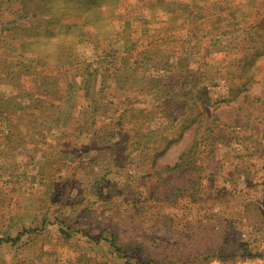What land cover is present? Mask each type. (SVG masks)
I'll return each instance as SVG.
<instances>
[{
	"label": "rangeland",
	"instance_id": "374dc122",
	"mask_svg": "<svg viewBox=\"0 0 264 264\" xmlns=\"http://www.w3.org/2000/svg\"><path fill=\"white\" fill-rule=\"evenodd\" d=\"M235 2L240 10L244 7L247 19L213 43L211 51L217 55L200 77L193 99L170 117L160 108L175 89L171 59L143 48L145 74H132L128 22L102 18L89 7L71 20L92 24L98 37L65 34L74 41L73 54L65 55L58 67L91 75L86 86L77 77L73 91L84 89L78 95H86L95 113L101 112L107 87L120 88L116 105L103 111L113 125L102 123L99 133L105 137L88 152L73 139L65 142L71 154H58L61 145L49 136L44 149L57 152L42 171L31 168L29 154L12 152L20 145L7 147L0 136V238L24 234L16 245H1L0 264H264V0ZM227 9L225 4L223 12ZM109 35L118 36L105 41ZM9 38L0 42L9 43ZM33 61V56L24 60L27 65ZM17 63L22 67L21 60ZM30 71L28 89L42 99H47L46 90L56 92L51 79ZM38 78L43 80L33 82ZM187 84L186 92L195 87ZM137 85L144 87L142 92L122 103ZM70 107L66 102L67 127ZM129 108L132 141L116 148L120 135L115 123L122 122L119 116ZM12 112L3 114L10 119L21 115ZM91 112L85 115L86 128L95 120ZM47 117L52 114L39 119ZM20 119L28 125L26 118ZM37 139H30L31 145ZM191 149L184 165L170 170ZM74 154L81 157L75 159L81 168L61 169V162ZM111 240L124 251L122 256Z\"/></svg>",
	"mask_w": 264,
	"mask_h": 264
},
{
	"label": "trees",
	"instance_id": "16d2710c",
	"mask_svg": "<svg viewBox=\"0 0 264 264\" xmlns=\"http://www.w3.org/2000/svg\"><path fill=\"white\" fill-rule=\"evenodd\" d=\"M256 1L252 0L253 5ZM225 4L230 6V9L223 12ZM248 4L250 6V3ZM88 7L94 8V11L102 18L110 15L109 17H112L113 21L120 20L123 23H129L128 42L132 57L135 58L130 66L132 74H139V76L145 74L140 66L144 63L143 54L147 53L144 52L143 48L151 47L154 49L153 56L158 54L161 59H171L169 61L170 67L172 66L173 69H175L173 66L176 67L173 71L176 79L172 80L175 89L171 88L169 90L166 95L169 98L162 102L160 108L163 115L167 117H170L171 112L176 108L180 106L187 107L188 101L193 99L195 88L199 86L200 77L207 73V69L211 67L212 57L216 54L211 51L213 43L217 45L224 37L225 32L230 31L234 26H240L238 21L246 20L248 17L243 12L245 11L244 7H241L240 10L239 4L235 0H0V39L4 41V38L8 35L10 37V42L6 43V46L2 44L3 42H0V55L5 50H9L12 52V56L14 54L19 58L33 56L34 64L25 68L24 71L34 68L39 74L47 75L54 84L51 87L55 88L56 92L54 93L53 89L46 90L47 99L45 96L44 99L37 97L34 90H29L27 92L30 99V102H28L29 107H24L23 110H26L29 116H32L39 124H46L52 120L53 126L52 124L51 126L44 125V128H48L49 135L44 134L46 138L47 136L56 135L55 145H61L58 154L62 150L65 154L67 153L66 155L71 154L70 149L65 146V142L73 139H76L79 148L80 146L85 148L86 152L95 149V144L100 141L99 139L105 137L103 132L102 134L99 133L102 123L105 126L113 125L111 118L105 117L107 114L103 111L109 105H116L115 94L120 88H113L109 85L106 90L107 96L101 101L103 102L101 112L100 114L95 113L86 103V95H83V97L78 95L84 89H78L77 92L76 90L73 91L75 84H77V77L81 78L84 81V86H86L90 82L91 75L87 74L84 77V75H78L76 69L69 71L64 68L61 70L58 67L65 55L73 54L71 47H74V41L67 38L65 34L73 33L76 34L74 38L86 37L89 40L98 37L97 33L92 32L95 30L92 24L79 25L77 22L71 21L73 18L81 17L82 10ZM262 9H264V6H260V11ZM232 16H235L234 19ZM87 27H90V29H86ZM124 30L125 25H123L120 32L122 35ZM184 33L186 34L183 35ZM117 36L109 35L104 40L109 41ZM173 58L177 59V62H174ZM11 60L9 62L11 66L7 67L6 70L15 71L16 68H21L22 63L19 64L14 62L13 59ZM189 74L191 75V82H187ZM63 78L64 80L67 79L65 82L69 84L66 91L62 85L64 80L61 82ZM39 81V79H33V82ZM187 83H192L195 86L189 92H186ZM79 85L81 86V84ZM142 88L144 87L137 85L133 92L126 94V98L124 97L125 99L123 98L124 100L121 102L125 103L129 99L127 96L131 94L135 97L136 93L142 92ZM86 93L88 95V89H86ZM66 102H69L71 104L70 108H72L68 109L70 115L69 127L64 126ZM195 103H197L196 100H194ZM41 107H44V110ZM129 109L121 115L116 111V114L120 115L119 118L122 119V122L119 120L115 123L120 135V139L114 145L116 148L131 144L132 137H130V133L132 131L127 130V124L132 121L129 114L133 112V109ZM89 110L92 111L95 120L90 128H86L88 122L85 121V115ZM46 114L48 116L52 114L53 119L56 120L59 118L60 124L54 121L52 117H47L48 120L46 118L39 119V117L44 118ZM60 118H63V120L60 121ZM123 119L125 120L123 121ZM54 122L56 123L54 124ZM186 122L188 123V121ZM53 128H55V134L52 133ZM23 133V128L19 127L18 129L16 126H11L7 136L10 144L27 145L28 142ZM45 137L42 146L46 144ZM191 151L192 149L187 153H183L179 163L170 170L182 167V164L184 165L185 160L192 153ZM45 152L49 155L46 158L48 165L51 154L57 151L53 153L50 151ZM77 158L81 160L78 154H74L70 159L61 162V169H80L81 164L75 162ZM23 235L19 234L14 239H0V246L4 244L16 245ZM110 244L119 256L123 255L124 251L116 245L114 240H111ZM137 264L153 263L138 261Z\"/></svg>",
	"mask_w": 264,
	"mask_h": 264
},
{
	"label": "crops",
	"instance_id": "0c3cea01",
	"mask_svg": "<svg viewBox=\"0 0 264 264\" xmlns=\"http://www.w3.org/2000/svg\"><path fill=\"white\" fill-rule=\"evenodd\" d=\"M4 46H6V43L3 44ZM12 56V52H10L9 50H5L1 55H0V63H4L5 69L2 70V72L0 71V136H1V140L2 142L5 141L6 146L9 147V145L11 147L15 146V143L10 144V141L8 139V133H9V128L12 127H17L19 129V127L23 128V135L26 137L27 142H29L28 146L27 145H20L15 147L12 149V152H21V153H26L29 154V156H31V161H32V169H40L41 171L43 169L47 168V163H46V158L47 156L49 157V155L46 154V152L44 151L45 149L43 148L44 146H42L44 143V137L45 134L49 135L48 133V129L44 128V124H39L38 121H36L35 119L32 118V116H29V113L26 110H23L24 107H29L28 102H30V99L27 95V92H29L30 89H28L26 87V82H27V77L30 78L31 76H29L30 74V70L28 72L24 71L25 68L30 67L31 65H27L26 62H24V60L26 59V56H24V58H19L16 57L14 54ZM13 59V61L17 60H21L23 62V65L21 68H16L15 71L13 70H6L7 67H10L11 64L9 62H11ZM17 59V60H16ZM2 65L0 64V67ZM21 69V70H20ZM34 70V68L32 69ZM3 73V74H2ZM36 75H40L41 77L46 76V80H50L49 77L47 75H43V74H39L38 72H36ZM40 79V78H38ZM30 80V79H29ZM43 80V79H40ZM31 91V90H30ZM39 95H37L38 97ZM25 97L26 101H20L18 100L19 98ZM10 109L11 111H13L12 113L15 112H20L21 115L19 117H13L12 119H10L5 113L3 114V112L5 110ZM20 117H24L26 118V120H28V125L27 123H24L25 121L21 120ZM59 119V118H58ZM58 119H53L54 121H57L58 124L59 121ZM56 122H54L55 124ZM64 126L65 122H64ZM34 128V131H38L39 134H34V131L31 133V129ZM53 134H55V128H53ZM45 133V134H44ZM51 134V133H50ZM38 138L37 139V143L35 145H31L30 139L32 138ZM52 138H57L56 135L52 136ZM46 138V137H45ZM34 141V140H33ZM50 141L49 136H47L45 142ZM36 142V141H35ZM3 237H1L0 239H2ZM1 247V246H0Z\"/></svg>",
	"mask_w": 264,
	"mask_h": 264
}]
</instances>
